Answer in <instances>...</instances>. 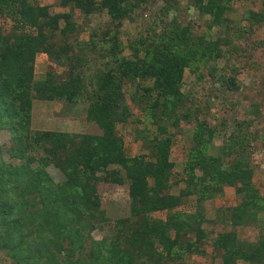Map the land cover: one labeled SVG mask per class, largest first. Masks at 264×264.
Masks as SVG:
<instances>
[{
  "label": "trees",
  "instance_id": "1",
  "mask_svg": "<svg viewBox=\"0 0 264 264\" xmlns=\"http://www.w3.org/2000/svg\"><path fill=\"white\" fill-rule=\"evenodd\" d=\"M148 2L60 0L61 7L86 17L106 12L111 18L112 25L91 31L84 41L71 12L52 14L49 6L31 0H0V21L13 23L8 34L0 31V132L11 133L9 162L0 146V259L7 257L11 264H185L187 253L206 254L201 248L208 238L202 231L205 203L232 187L241 201L220 209L218 218L233 230L220 234L212 246L222 253V264H264V236L251 242L237 233L247 226L260 228L264 215V195L254 182L247 151L252 136L242 125L229 135L222 156L231 164L225 167L222 158L210 154L215 127L201 117V103L183 91L186 68L202 79L199 68L226 56L233 0H189L190 8L209 18L204 34L181 20L180 0H164L158 21L124 47L122 22ZM249 14L252 25L264 22V14ZM215 27L224 34L213 39ZM126 48L135 59L123 56ZM40 53L64 73L52 67L36 80ZM217 73V67L210 70L218 82L237 86L235 76ZM129 85L136 91L128 94ZM36 100L86 104L87 121L102 134L33 129ZM129 102L141 105L149 155L129 156L118 132V125L132 117ZM187 125L195 128L182 172L185 188L172 195V179L180 177L171 159L175 138ZM51 166L62 173V181L52 177ZM125 184L130 216L115 221L106 238L94 239L92 232L103 228L98 218L106 221V189ZM191 196L195 210L178 211L182 199ZM165 210L173 212L166 221L149 216ZM191 233L195 239L188 238Z\"/></svg>",
  "mask_w": 264,
  "mask_h": 264
},
{
  "label": "rangeland",
  "instance_id": "2",
  "mask_svg": "<svg viewBox=\"0 0 264 264\" xmlns=\"http://www.w3.org/2000/svg\"><path fill=\"white\" fill-rule=\"evenodd\" d=\"M101 1V0H97ZM33 4L39 6H49L52 14L73 13V19L79 25L80 39L88 41L90 32L93 30H105L111 24V18L107 13H101L86 17L78 11L71 8L60 6V0H31ZM165 5L164 0H149L142 8H137L132 16L122 22L120 28L121 40L124 47H127L129 41L135 39L142 33L147 25L155 24L160 17V10ZM179 14L181 20L192 25L196 34H204L207 31L208 17H202L200 13L189 7V0H180ZM264 14V0H233V11L229 17L233 24V31L230 33V45L223 46L226 56L218 61L208 64L207 68H199L203 78L199 79L198 74L186 68L183 80V91L191 93L197 102L201 103V117L209 121L215 127L216 136L214 138V147L210 149L213 157H220L225 167H229L231 159L222 156V149L228 146L227 138L237 130L239 125L244 126L243 131L251 134L253 141L249 145L251 166L254 169V182L257 188L264 195V146L260 136H264V22L261 24H251L248 20L250 12ZM65 22H60L63 27ZM13 23L10 19L0 21V31L8 34L11 31ZM87 28V29H86ZM33 32V29H27ZM239 31V32H238ZM223 32H218V28H213L211 36L216 39L223 36ZM228 52V53H227ZM123 56L132 57L129 48L123 52ZM59 74L64 73L65 68L51 65L46 54H38L35 65V79L42 80L46 73L52 69ZM217 67L216 77L227 74V77L235 76L237 86L228 87L218 78L210 76V70ZM237 72L234 74L233 70ZM149 86V84H145ZM128 94L136 91L135 87H127ZM132 111V117L127 123L118 125V132L125 141V147L129 156L149 155L143 145L145 125L141 123L142 108L141 105L129 102ZM33 129L35 130H53L60 132L78 133V134H102L101 129L95 124L87 121L86 104H67L64 102L34 101ZM194 125H187L177 131L175 145L172 153V161L175 163L174 173L176 178L172 179V190L170 194L178 195L181 189L185 188L182 178L184 164L187 160V154L193 143ZM175 131V130H173ZM155 133V129H152ZM0 146L3 148V156L6 162H9L10 156L7 149L11 146V133L9 130L0 132ZM49 172L55 181L64 179L62 173L51 166ZM128 184L110 185L104 193V217L98 218L103 228H97L92 232L96 240L106 238L113 228L115 221L128 218L130 216V203L128 195ZM183 205L178 211L193 212L195 210L196 197L184 198ZM235 189L227 187L224 195L205 203V222L202 224V231L208 236L201 248L206 254H185V264H222L221 252H217L212 242L220 234L233 230L232 226L222 224L218 218L220 209L236 206L240 202ZM173 212L157 211L149 216L154 220H168ZM259 227L247 226L237 229L238 237L245 241H255L264 236V215L261 216ZM261 231V232H260ZM189 239H195L193 233L188 235ZM0 264H11L7 257L0 259Z\"/></svg>",
  "mask_w": 264,
  "mask_h": 264
}]
</instances>
